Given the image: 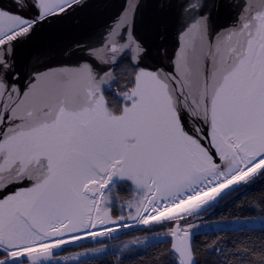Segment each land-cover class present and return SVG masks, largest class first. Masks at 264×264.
<instances>
[{
  "label": "snow or ice",
  "instance_id": "snow-or-ice-1",
  "mask_svg": "<svg viewBox=\"0 0 264 264\" xmlns=\"http://www.w3.org/2000/svg\"><path fill=\"white\" fill-rule=\"evenodd\" d=\"M85 5L0 0V264L78 259L86 253L56 250L132 227L126 219L172 225L157 233L171 248L151 264H264V200L259 217H236L238 237L212 232V261L193 243L204 221L188 223L264 177V0H231L238 11L219 27L222 0H179L174 52L136 34L141 5L126 0L98 39L21 57L40 28ZM124 184L136 195L113 220Z\"/></svg>",
  "mask_w": 264,
  "mask_h": 264
},
{
  "label": "rangeland",
  "instance_id": "rangeland-1",
  "mask_svg": "<svg viewBox=\"0 0 264 264\" xmlns=\"http://www.w3.org/2000/svg\"><path fill=\"white\" fill-rule=\"evenodd\" d=\"M139 2L141 5L142 4L141 0H139ZM230 2L231 0H222L224 6L220 9L219 13L216 14L214 19V23L216 24V26L219 27L230 23L232 18L236 14V11H238L237 9H233L227 6ZM235 2L243 3L244 0H235ZM125 3L126 0H87L85 7L79 8L74 13L59 20H56V22H52L50 25L46 24L42 28H40L36 33L33 34V37L31 38L32 40L30 39L31 41L29 40L24 44L26 49H23V45H22L20 49V55L26 52H28L27 55H29L30 53H32V51L34 52L41 50L43 45L52 39H53L52 41L53 43L49 42L50 46L63 44V43H70L73 40H84L90 37L93 39H98L100 33L104 31L105 26L112 23V21L123 11ZM153 3L156 4L155 5L156 8H153V10L150 12V9H152L153 7L151 5H153ZM161 3H170L172 6L168 8H164L162 10V8L160 7ZM178 3L179 0H156V1L147 0V3L140 6V8L137 11L135 30L137 29V27L140 26L141 22L142 24L145 23L147 24L148 27L147 35L152 34L151 37L153 38L160 37L165 41V43L168 44V47H174L175 50L179 46V42H178V35L180 30V23L178 19L179 9L176 6ZM159 9L162 12H159ZM165 16L168 17L165 19ZM240 186H238V188ZM128 190L129 187L128 185L125 184L116 187L115 192L119 193V198H118L119 205L122 206L123 205L122 202L126 198H129L130 191L128 192ZM232 191L233 190L229 192ZM226 194L222 195V198ZM222 198H219L216 204L213 207L209 208L208 211L202 212L199 217H194L189 219L188 223L201 224V220L204 221V224L201 225L199 229H196L195 232L201 231L204 228L206 229L209 227L221 226L227 223L222 221L214 222L212 220H209L210 218L206 220L207 217H209L210 214H212L214 208L222 206L224 203L229 202L233 198V196L226 198V200ZM115 209H119V208L115 207ZM111 214L113 216L117 215L114 209H112ZM231 223L235 226L239 225L236 223V220L235 222L232 221ZM243 223L244 221L241 220L240 224ZM171 226L172 225H170L169 227ZM160 229H161L160 227L152 226V225L142 226L141 228L140 227L131 228V229L127 228V229H123L124 231L122 232L114 233L113 235L108 237L106 236L101 238H91L89 240L87 239L75 244H68L64 246L63 249L73 248L88 243H98L99 241H105V240L110 241L111 238L113 237L122 236L123 234H127L129 232H133L136 230H142L148 232L145 235L138 238L141 241H144L145 238L147 237L148 238L147 241H150L152 239H156L157 237L163 236V235H157V233H161V234L164 233L160 231ZM166 231L168 230H165V232Z\"/></svg>",
  "mask_w": 264,
  "mask_h": 264
},
{
  "label": "trees",
  "instance_id": "trees-1",
  "mask_svg": "<svg viewBox=\"0 0 264 264\" xmlns=\"http://www.w3.org/2000/svg\"><path fill=\"white\" fill-rule=\"evenodd\" d=\"M222 199L233 198L224 203L222 206L214 208L212 214L206 220L227 222L221 226L204 228L196 232L193 237V243L201 249L202 259L212 261L215 256L208 251L207 247L217 241L220 236L230 235L233 238L239 236L238 232H232L231 229L240 225H233L237 216L245 218L262 215L260 211V202L264 200V177H258L254 181L241 185L237 191L229 192ZM168 227L170 225H167ZM161 228L160 231L165 232L168 227ZM227 228V233L221 232L220 236L213 235L214 230ZM167 232V231H166ZM146 231L136 230L111 238L110 241H99L98 243L83 244L73 248H65L58 250L57 255L61 257H73L76 253H86L78 259H68L62 261V264H151L152 260L159 256L162 252L170 249V238L160 236L156 239L147 241L141 245L131 243L135 238L145 235ZM204 233H207L206 235ZM250 235L257 238L260 235L259 225H255L250 229ZM164 241L159 243V241ZM127 246V247H125ZM103 248L102 252H92L90 249Z\"/></svg>",
  "mask_w": 264,
  "mask_h": 264
},
{
  "label": "bare ground",
  "instance_id": "bare-ground-1",
  "mask_svg": "<svg viewBox=\"0 0 264 264\" xmlns=\"http://www.w3.org/2000/svg\"><path fill=\"white\" fill-rule=\"evenodd\" d=\"M87 1V0H86ZM156 1V0H155ZM141 6L143 5V4H146L147 3V0H141ZM156 4H154L153 3V5H151V6H153L152 7V9H150V12L153 10V8H156V6H155ZM150 7V6H149ZM163 10V9H162ZM159 12H162V11H160V9H159ZM168 16H165V19L167 18ZM59 20V19H58ZM164 20V19H163ZM165 21V20H164ZM53 22H56V20H54ZM148 27H147V24H145V23H143L142 24V22H141V24H140V26L139 27H137V29L135 30L136 31V34L137 35H139L140 37H142L150 46H152L153 48H155V47H159V46H161V45H164V46H166L170 51H173L174 52V47H168V44L167 43H165V41L163 40V39H161L160 37H156V38H153V37H151L152 36V34L151 35H147V32H148ZM33 37V36H32ZM31 37V38H32ZM30 38V39H31ZM29 39V40H30ZM28 40V41H29ZM32 40V39H31ZM30 40V41H31ZM53 41V39L52 40H50L49 42L50 43H53L52 42ZM49 42H47L46 44H44L43 45V47H42V49L43 48H45L46 46H50V43ZM172 45V44H171ZM28 48V47H27ZM23 49H26V47H25V45H23ZM28 51V50H27ZM33 52V51H32ZM28 54V52H26V53H24V54H21V57H25L26 55ZM125 185H128V187H129V189L132 187L130 184H125ZM238 187V186H237ZM115 189L116 188H113V192L115 193ZM232 189H228V190H226V193L227 192H229V191H231ZM130 190H128V192H129ZM225 193V194H226ZM135 192L134 191H130L129 192V198H126L122 203H123V205L121 206V205H119L118 204V200L119 199H115V200H113L112 201V203L109 205V211H110V213L112 212V209H114L115 211H116V213H117V215H115V216H113L112 214H111V218L113 219V220H116L120 215H125L126 217H127V214H128V207H127V202L128 201H130L132 198H134L135 197ZM224 195V194H223ZM121 203V204H122ZM115 207L116 208H119V209H115ZM118 223H120L119 221H118ZM123 223H128V224H132L133 226L132 227H128L129 229H131V228H141L142 226H144V225H137V224H135V222L134 221H132V220H130V219H126ZM108 226H112L111 224H109ZM123 229H127V228H118V230L117 231H114V232H112V233H110L108 236H111V235H113L114 233H117V232H122V231H124ZM107 236V237H108ZM101 237H106V236H98V237H95V238H101ZM92 237H86V238H82V239H80V240H78V241H75V242H73V243H69V244H75V243H78V242H81V241H84V240H89V239H91ZM66 245H68V244H66ZM66 245H64V246H66ZM63 246V247H64Z\"/></svg>",
  "mask_w": 264,
  "mask_h": 264
},
{
  "label": "water",
  "instance_id": "water-1",
  "mask_svg": "<svg viewBox=\"0 0 264 264\" xmlns=\"http://www.w3.org/2000/svg\"><path fill=\"white\" fill-rule=\"evenodd\" d=\"M171 242H172V238H170V248H171ZM56 252L58 253V250H56Z\"/></svg>",
  "mask_w": 264,
  "mask_h": 264
}]
</instances>
